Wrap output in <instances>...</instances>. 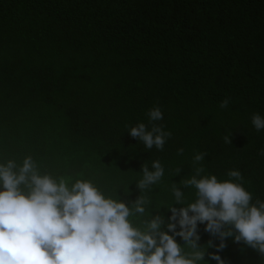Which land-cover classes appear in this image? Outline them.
Here are the masks:
<instances>
[{"label": "trees", "instance_id": "trees-1", "mask_svg": "<svg viewBox=\"0 0 264 264\" xmlns=\"http://www.w3.org/2000/svg\"><path fill=\"white\" fill-rule=\"evenodd\" d=\"M154 106L172 133L162 151L128 134ZM253 113L264 115V0H0V162L30 155L41 174L88 179L128 203L141 165L159 160L164 176L141 194L167 219L172 184L202 152L203 174L238 170L264 201ZM203 229L199 245L218 243ZM225 244V264H262L256 250Z\"/></svg>", "mask_w": 264, "mask_h": 264}, {"label": "clouds", "instance_id": "clouds-1", "mask_svg": "<svg viewBox=\"0 0 264 264\" xmlns=\"http://www.w3.org/2000/svg\"><path fill=\"white\" fill-rule=\"evenodd\" d=\"M228 104L226 97L219 107ZM147 117L148 124L137 123L128 134L145 149L162 151L172 133L157 123L163 119L160 107L149 109ZM251 124L264 130V115L253 113ZM230 137L224 142L231 143ZM177 151L182 154L183 148ZM205 155H193L194 174L181 179L182 187L172 184L167 219L152 215L149 198L141 194L164 176L159 160L150 168L141 165L140 194L128 203L106 195L88 179L41 174L30 155L20 164L0 162V264H225L219 253L229 237L264 258V201L253 202L238 170L227 171L224 180L203 174ZM183 188L195 190L192 201L185 202ZM198 225L218 243L199 245Z\"/></svg>", "mask_w": 264, "mask_h": 264}]
</instances>
